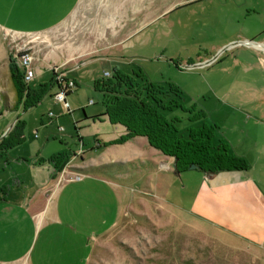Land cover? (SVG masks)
I'll use <instances>...</instances> for the list:
<instances>
[{"label":"rangeland","instance_id":"374dc122","mask_svg":"<svg viewBox=\"0 0 264 264\" xmlns=\"http://www.w3.org/2000/svg\"><path fill=\"white\" fill-rule=\"evenodd\" d=\"M64 46L74 50L66 77L78 85L66 95L68 109L54 98L53 86L26 110L22 105L5 110L14 101L10 61L20 68L19 54L30 51L34 77L28 84L37 87L50 80L53 66L61 69L53 63L64 58L58 53ZM113 69L126 75L140 70L151 82L176 84L180 104L205 112L191 121L180 108L162 111L180 120L184 135L202 121L220 130L234 119L243 123L246 114L229 106L248 104V98L226 92L255 90L264 106V0H80L51 32L0 31V137L17 117L25 121V140L0 159V176L18 158L44 157L49 164L52 155L64 152L69 164L80 167L74 174L96 177L111 188L84 191L85 199L98 200L82 211V238L76 245L68 240L61 256L49 246L48 258L60 264H264L263 256L253 258L212 237L186 212L188 189L182 184L192 185L195 177L186 181L188 175H176L171 163L160 167L158 156L138 146L126 148L128 158L110 160L119 152L104 143L113 140L115 127L93 119L104 106L92 82ZM258 119L262 123L264 115ZM95 139L102 145L96 147ZM99 161L109 164L99 167Z\"/></svg>","mask_w":264,"mask_h":264},{"label":"crops","instance_id":"0c3cea01","mask_svg":"<svg viewBox=\"0 0 264 264\" xmlns=\"http://www.w3.org/2000/svg\"><path fill=\"white\" fill-rule=\"evenodd\" d=\"M79 2L0 0V31L11 34L51 32L65 22ZM56 49L54 54L58 52ZM58 53L64 58L56 57L53 64L62 65L66 75L65 66L73 60L74 50L64 46ZM254 91L226 92L228 97L248 98V104L229 106L236 114H246L248 119L243 123L234 119L221 130L218 126L213 137L215 142L222 139L233 153L244 158L247 168L213 174L189 168L181 173L188 175L186 181L190 176L195 177L192 185L185 187L186 183L182 184L183 190L188 189L187 204L183 207L186 212L202 223L212 237L236 249L249 251L253 258H260L264 257V121L259 123L258 117L264 115V106L258 104L255 97L259 95H254ZM250 119L257 120L249 123ZM113 126L115 131L111 136L115 139L124 133V129L120 125ZM95 140L96 147L102 145ZM137 146L158 156L160 167H167L168 163L173 165L171 157L150 147L142 136L106 148L117 149L119 153L110 158L117 160L128 158L127 147ZM69 162L68 158L64 167L57 171L52 161L46 164L44 157L37 161L22 157L17 159L16 166L0 176V264H60L48 258V247L61 256L68 240L76 245L82 238V211L98 200L94 197L85 199L84 191L94 190L96 185L111 188L96 177L71 179L70 175L80 167ZM108 164L99 161L97 166ZM104 201L109 204L108 197Z\"/></svg>","mask_w":264,"mask_h":264},{"label":"trees","instance_id":"16d2710c","mask_svg":"<svg viewBox=\"0 0 264 264\" xmlns=\"http://www.w3.org/2000/svg\"><path fill=\"white\" fill-rule=\"evenodd\" d=\"M53 75L52 71L47 83L30 87L23 79L21 68L11 60L9 77L14 101L6 105L5 110L15 109L18 105H22L26 110L38 103L49 89L55 86ZM77 86L75 83L73 89ZM92 88L101 93L104 106V111L93 116V119L105 118L109 123L120 125L124 129L122 135L104 145L120 144L136 136L145 137L150 147L173 159V169L177 174L189 169L192 164L207 174L247 168L244 158L233 153L226 142L222 139L213 141L214 131L218 128L216 124L202 121L190 127L184 135L177 127L180 120L177 117L167 118L162 113L163 110L180 108L188 113L187 118L191 121L205 117V112L202 109L196 110L195 104L186 108L177 101L180 88L173 82L167 81L166 85H162L148 80L140 70L126 75L118 69H113L109 76L95 79ZM70 92L71 90L67 94ZM24 127L25 121L17 117L0 137V159L9 149L25 140ZM67 159L66 153L58 152L52 155L50 161L53 162L54 169L60 171Z\"/></svg>","mask_w":264,"mask_h":264},{"label":"built area","instance_id":"2783aa9c","mask_svg":"<svg viewBox=\"0 0 264 264\" xmlns=\"http://www.w3.org/2000/svg\"><path fill=\"white\" fill-rule=\"evenodd\" d=\"M34 57L32 53L28 50H23L18 57V64L23 73V79L26 82H29L34 77V68L32 66V62ZM52 71L54 73L53 80L56 87V92L54 93V98L61 102L62 106L67 110L68 109V102L66 101L67 92L72 90L75 86V81L66 77L64 71L59 67L53 66ZM110 75V72L104 71L103 76L107 77ZM92 101H90L91 103ZM51 114H48L50 117ZM62 127H59V130H62ZM82 177L81 174H73L71 175V179L78 180Z\"/></svg>","mask_w":264,"mask_h":264},{"label":"water","instance_id":"95a60500","mask_svg":"<svg viewBox=\"0 0 264 264\" xmlns=\"http://www.w3.org/2000/svg\"><path fill=\"white\" fill-rule=\"evenodd\" d=\"M249 43V42H248ZM188 67V66H187ZM189 168H196V166L194 165V164H192V165H190V167Z\"/></svg>","mask_w":264,"mask_h":264}]
</instances>
